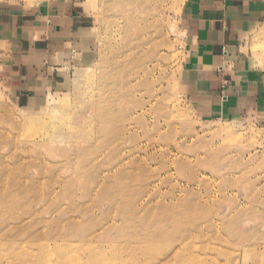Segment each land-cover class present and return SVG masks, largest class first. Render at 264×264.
<instances>
[{"label":"rangeland","instance_id":"1","mask_svg":"<svg viewBox=\"0 0 264 264\" xmlns=\"http://www.w3.org/2000/svg\"><path fill=\"white\" fill-rule=\"evenodd\" d=\"M66 1L93 29L61 86L18 103L0 53V264H264V118L186 101V0ZM242 51L264 70V22Z\"/></svg>","mask_w":264,"mask_h":264},{"label":"crops","instance_id":"2","mask_svg":"<svg viewBox=\"0 0 264 264\" xmlns=\"http://www.w3.org/2000/svg\"><path fill=\"white\" fill-rule=\"evenodd\" d=\"M82 4L55 0L21 7L0 2L2 72L20 104L31 105L85 64L93 29ZM179 80L186 101L210 118H264V70L242 51L264 22V0H186Z\"/></svg>","mask_w":264,"mask_h":264}]
</instances>
